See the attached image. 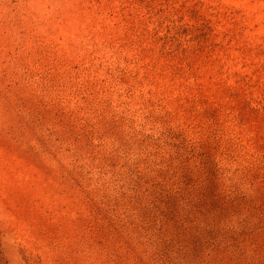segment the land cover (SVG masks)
<instances>
[{
    "label": "rangeland",
    "instance_id": "1",
    "mask_svg": "<svg viewBox=\"0 0 264 264\" xmlns=\"http://www.w3.org/2000/svg\"><path fill=\"white\" fill-rule=\"evenodd\" d=\"M0 264H264V0H0Z\"/></svg>",
    "mask_w": 264,
    "mask_h": 264
}]
</instances>
